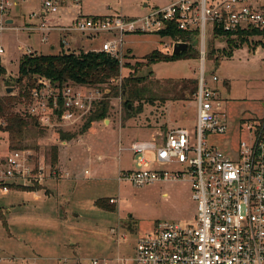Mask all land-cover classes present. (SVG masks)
I'll list each match as a JSON object with an SVG mask.
<instances>
[{"label": "rangeland", "instance_id": "rangeland-1", "mask_svg": "<svg viewBox=\"0 0 264 264\" xmlns=\"http://www.w3.org/2000/svg\"><path fill=\"white\" fill-rule=\"evenodd\" d=\"M170 1L83 0V12L136 17ZM38 3L39 0H29L22 10L27 13ZM75 11L57 16L55 22L70 23ZM16 24H22V19L16 20ZM66 36L71 45L60 44L50 49L48 42L39 40V33L30 36L21 30L4 33L5 53L0 61L5 71L0 75V101L12 96L10 104L6 103L8 111L30 115L28 99L21 98L17 82L20 58L26 54L27 46L46 54L67 50L79 53L101 47L106 38L103 34L87 37L78 32ZM56 37L58 32L53 40ZM232 38L237 39V46H231L226 35L209 31L207 36L205 76L230 123L226 135L212 138L222 148H227L229 142L236 144L244 136V130L239 127L241 119L264 113V45L258 43L264 36L232 34ZM240 38L246 40L242 43ZM165 42H170V38L157 33H131L124 37L123 60L130 64L141 61L132 71L145 78L140 83L145 88L142 100L128 102L132 110L126 104L129 97L124 98L121 91L122 77L130 73L126 67L118 79L92 86L93 90H100L101 99L109 92L114 95L110 96L108 115L91 130L81 133L86 120L64 128L44 127L38 121L39 125L30 124L24 129L21 142L17 143L12 142L8 132L0 131V156L15 149L25 150L34 168L31 180L25 183L0 181V264H91L96 258H107L110 264H116L118 253L129 255L137 239L152 231L158 222L192 220L196 203L191 197L188 178L146 185H134L118 178L121 170L134 166L130 145L135 140L160 139L169 129L185 126L192 144L196 142V90L192 94L186 92V96L179 92L183 79L199 80L200 53L196 58L146 64V54L155 49L167 52ZM195 48L198 50L197 44ZM213 75L219 80H213ZM8 88L12 91L7 92ZM0 124H4L1 112ZM60 131L71 132L74 137L63 140ZM54 146H58L56 164H52ZM40 168L39 180L35 174H39ZM111 197L118 202H109ZM99 200L105 206L98 204ZM119 240L125 241L120 244Z\"/></svg>", "mask_w": 264, "mask_h": 264}, {"label": "built area", "instance_id": "built-area-1", "mask_svg": "<svg viewBox=\"0 0 264 264\" xmlns=\"http://www.w3.org/2000/svg\"><path fill=\"white\" fill-rule=\"evenodd\" d=\"M27 1L0 0V56L5 53L3 35L10 30L39 33V40L48 42L50 49L71 45L66 34L73 32L93 37L103 34L106 38L99 50L118 58L121 64L127 34L162 35L175 26L189 33V41H197L201 76L195 94V144L185 126L169 129L160 139L135 140L130 145L134 166L121 170L118 177L134 185L188 178L195 215L191 221L158 222L137 239L129 255L118 253L116 264H264V113L240 120L244 136L236 144L229 142L227 148L215 144L213 136L226 135L230 123L205 76L209 31L238 34L264 30V6L251 0H172L132 17L122 13L85 15L83 0H39L38 6L26 13L22 6ZM71 11L76 14L70 23L55 22L57 16L71 15ZM20 19L22 24H16ZM55 32L58 37L53 40ZM162 36L170 38L165 42L169 53L176 44L187 42L179 36ZM25 53L41 51L27 46ZM212 78L219 80L217 75ZM34 80L28 113L44 127L77 125L102 98L100 90H93L91 85H61L42 75H35ZM42 168L35 174L39 180ZM33 170L25 150L15 149L0 156V181L25 183L31 180ZM110 202L118 200L111 197ZM91 264L110 263L107 258H96Z\"/></svg>", "mask_w": 264, "mask_h": 264}, {"label": "trees", "instance_id": "trees-1", "mask_svg": "<svg viewBox=\"0 0 264 264\" xmlns=\"http://www.w3.org/2000/svg\"><path fill=\"white\" fill-rule=\"evenodd\" d=\"M162 35H171L173 37H181L183 41L189 42L188 48L182 51L180 54H174L169 52H163L160 49H155L152 52L144 56L146 64H152L156 61L173 60L182 57H193L196 58L199 54L198 50L195 48L197 41H189L187 38L189 33L181 29L172 26L168 30L161 33ZM218 35L228 36V41L231 46H237V39L232 38V33H224L217 31ZM238 34L241 35H252L259 34L264 36V30L252 29L248 31H239ZM242 43L246 39H239ZM241 43V44H242ZM259 44L264 45V40H260ZM126 57V55H125ZM124 57V59H125ZM129 61H124L121 64L119 59L111 56L110 54L102 50H87L80 51L79 53L72 51H61L58 53H39V54H23L20 58L19 65V76L17 82L20 86L21 98L25 97L30 99L31 89L35 86V75H42L51 78L55 82H59L61 85L67 82H73L85 86H99L105 83L111 82L114 79H118L121 75V70L124 68H130L129 74H124L122 77V90L126 92L128 96V102L134 100H142L144 87L140 86V83L145 80L143 77L137 76L133 69H137L141 61L137 60L135 64H130ZM136 65V66H135ZM5 69L1 65L0 61V75L4 73ZM184 80V85L180 90L181 96H186V92L192 94L197 91L198 79L196 78H186ZM192 86V88H190ZM196 87V88H195ZM112 91V90H111ZM114 95L113 92L105 94V98L98 100L94 104L93 110L87 116L86 121L82 126L81 133L85 130H91L96 123L100 120L106 118L110 108V96ZM6 101H0V112L4 116V124H0V131H5L9 133L12 142H21L23 137V132L26 127L30 124L39 125L38 118L30 115H23L20 112L8 111L6 109L7 105L10 104L12 96ZM139 103L138 110L141 111L142 107ZM59 137L61 139H72L74 134L71 132L60 131ZM58 162V146H54L52 151V164ZM110 202V200H109ZM98 204L105 206L101 201ZM110 206V205H109ZM108 208L113 209L111 206ZM107 207V206H106Z\"/></svg>", "mask_w": 264, "mask_h": 264}, {"label": "water", "instance_id": "water-1", "mask_svg": "<svg viewBox=\"0 0 264 264\" xmlns=\"http://www.w3.org/2000/svg\"><path fill=\"white\" fill-rule=\"evenodd\" d=\"M8 21L12 22L13 20L10 18ZM187 48H188V43L187 42H180V43L175 45L173 53L174 54H180L182 51L187 50ZM11 91H12V88H8L7 92H11ZM123 96L125 98V96H126V92L125 91L123 92ZM131 107H132V104L129 103L128 104V108L131 109Z\"/></svg>", "mask_w": 264, "mask_h": 264}, {"label": "crops", "instance_id": "crops-1", "mask_svg": "<svg viewBox=\"0 0 264 264\" xmlns=\"http://www.w3.org/2000/svg\"><path fill=\"white\" fill-rule=\"evenodd\" d=\"M254 4L259 5V6H264V0H251ZM96 15V14H95ZM31 34H29L28 36H30ZM83 35V34H82ZM87 36V35H86ZM87 37H93V36H87ZM93 50H99L100 47L97 48H92ZM264 104V103H263Z\"/></svg>", "mask_w": 264, "mask_h": 264}]
</instances>
